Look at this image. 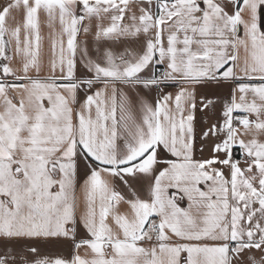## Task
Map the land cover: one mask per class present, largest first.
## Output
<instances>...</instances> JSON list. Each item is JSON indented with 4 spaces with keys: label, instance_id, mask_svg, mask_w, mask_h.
<instances>
[{
    "label": "snow or ice",
    "instance_id": "6c2138e0",
    "mask_svg": "<svg viewBox=\"0 0 264 264\" xmlns=\"http://www.w3.org/2000/svg\"><path fill=\"white\" fill-rule=\"evenodd\" d=\"M0 264H264V0H4Z\"/></svg>",
    "mask_w": 264,
    "mask_h": 264
},
{
    "label": "crops",
    "instance_id": "0c3cea01",
    "mask_svg": "<svg viewBox=\"0 0 264 264\" xmlns=\"http://www.w3.org/2000/svg\"><path fill=\"white\" fill-rule=\"evenodd\" d=\"M4 3V0H0V5H2ZM48 28H47V23H46V18H42L41 20V34L42 36L45 37V49H47V38H48ZM230 88L231 86L227 83H221V84H215V83H211V84H207L204 85L201 88L197 89V99H199V96L201 94L209 97V98H213L217 100L218 105L222 104L224 100L228 99L229 97V93H230ZM166 91H170V92H175L176 89L175 87H170L168 89H166ZM148 95H150L151 97L155 98L157 96V92L155 90H152L150 93H148ZM208 117V113H201V112H197V119L198 121L201 120V118H207ZM208 123H211V120H208ZM205 127H207V124L204 125ZM211 144L212 141L209 140L207 141L206 144L201 145V143L198 141L197 142V157H199L201 155L199 149L201 147H203V153L202 155L204 157H208L210 155L211 152ZM79 195V193H78Z\"/></svg>",
    "mask_w": 264,
    "mask_h": 264
}]
</instances>
